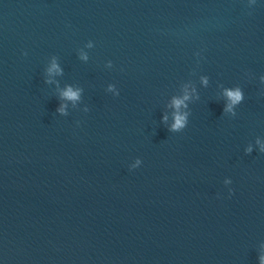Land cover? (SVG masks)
Masks as SVG:
<instances>
[{
  "label": "water",
  "instance_id": "water-1",
  "mask_svg": "<svg viewBox=\"0 0 264 264\" xmlns=\"http://www.w3.org/2000/svg\"><path fill=\"white\" fill-rule=\"evenodd\" d=\"M0 264H264V0H0Z\"/></svg>",
  "mask_w": 264,
  "mask_h": 264
},
{
  "label": "clouds",
  "instance_id": "clouds-1",
  "mask_svg": "<svg viewBox=\"0 0 264 264\" xmlns=\"http://www.w3.org/2000/svg\"><path fill=\"white\" fill-rule=\"evenodd\" d=\"M53 67L55 68V65H53ZM64 95L68 98H71V99H75L77 97V93L73 92L71 89H69L67 92H65ZM227 95L232 99L233 103L238 102L240 99V93L238 91L229 92V93H227ZM184 99H187V97H185ZM181 104H183V100H179V99L174 100V105L177 108H179L181 106ZM184 123H185L184 116L177 115L175 118V123L173 124L172 127L174 130H178L184 126Z\"/></svg>",
  "mask_w": 264,
  "mask_h": 264
}]
</instances>
